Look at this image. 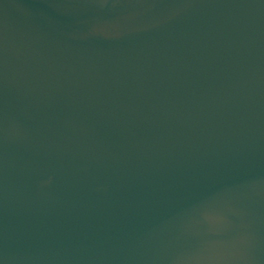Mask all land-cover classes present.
I'll return each instance as SVG.
<instances>
[{"label": "water", "instance_id": "1", "mask_svg": "<svg viewBox=\"0 0 264 264\" xmlns=\"http://www.w3.org/2000/svg\"><path fill=\"white\" fill-rule=\"evenodd\" d=\"M0 264H264V0H0Z\"/></svg>", "mask_w": 264, "mask_h": 264}]
</instances>
